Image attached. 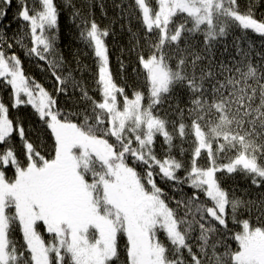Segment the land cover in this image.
Masks as SVG:
<instances>
[{"label":"snow or ice","instance_id":"obj_1","mask_svg":"<svg viewBox=\"0 0 264 264\" xmlns=\"http://www.w3.org/2000/svg\"><path fill=\"white\" fill-rule=\"evenodd\" d=\"M111 7L0 0V264H264V0Z\"/></svg>","mask_w":264,"mask_h":264},{"label":"trees","instance_id":"obj_2","mask_svg":"<svg viewBox=\"0 0 264 264\" xmlns=\"http://www.w3.org/2000/svg\"><path fill=\"white\" fill-rule=\"evenodd\" d=\"M79 2V0H78ZM105 4L106 7L108 8V15L109 17H112L114 15L113 9L111 7V0H105ZM16 9L13 6L9 12H8V17L7 20H12L13 15L15 13ZM96 17L98 20H101V13H100V9L96 8ZM105 23H107V21H104ZM16 28V24H13V29ZM251 37V42H254L257 45H260L262 43H264V41H262L259 37L257 36H253L251 33L248 34ZM118 40L119 43L116 42H112L110 41V44H112V55H113V60H112V68H113V72L114 74L117 72V64H116V56L119 55V47L126 43L127 41V37L123 36V35H118ZM60 46L63 49L65 55H67L70 51H76L78 49L82 48V45L78 39L77 36V32L76 29L71 25V22L68 20H65L62 24H61V38L59 40ZM19 51V50H18ZM22 59H24V67L26 69V71L29 72L30 75H34L38 80H41L43 83H45L46 85H50L51 84V80L47 77V75L45 73L40 72V70L37 68L36 64L33 62H30L28 60V58L23 56V53H20ZM85 64H87L90 68L93 67V62L92 60L87 57L84 56L83 57ZM41 75V76H40ZM88 83L91 86L92 84V80L91 77L88 76ZM131 83V81H129ZM94 90V89H93ZM64 98H62L63 101ZM245 181L240 180L239 178L237 179V186L240 188H244L245 187ZM253 194L255 193V190H252Z\"/></svg>","mask_w":264,"mask_h":264},{"label":"rangeland","instance_id":"obj_3","mask_svg":"<svg viewBox=\"0 0 264 264\" xmlns=\"http://www.w3.org/2000/svg\"><path fill=\"white\" fill-rule=\"evenodd\" d=\"M41 76V75H40Z\"/></svg>","mask_w":264,"mask_h":264}]
</instances>
